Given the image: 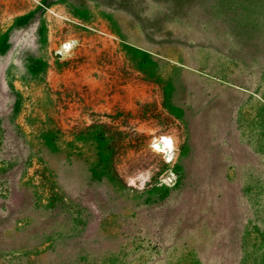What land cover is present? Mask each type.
Here are the masks:
<instances>
[{"label": "rangeland", "instance_id": "obj_1", "mask_svg": "<svg viewBox=\"0 0 264 264\" xmlns=\"http://www.w3.org/2000/svg\"><path fill=\"white\" fill-rule=\"evenodd\" d=\"M0 264H264V0H0Z\"/></svg>", "mask_w": 264, "mask_h": 264}, {"label": "bare ground", "instance_id": "obj_2", "mask_svg": "<svg viewBox=\"0 0 264 264\" xmlns=\"http://www.w3.org/2000/svg\"><path fill=\"white\" fill-rule=\"evenodd\" d=\"M70 44L67 43L63 46L64 50H67L69 48ZM153 148L158 151L159 153L164 155V159L167 162H170L172 160V156H173V148H172V144L168 139H165L163 141H155L152 144Z\"/></svg>", "mask_w": 264, "mask_h": 264}]
</instances>
